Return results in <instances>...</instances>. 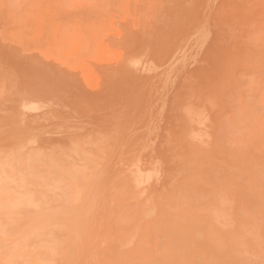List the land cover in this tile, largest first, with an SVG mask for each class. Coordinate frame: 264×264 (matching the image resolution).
<instances>
[{"label": "rangeland", "instance_id": "rangeland-1", "mask_svg": "<svg viewBox=\"0 0 264 264\" xmlns=\"http://www.w3.org/2000/svg\"><path fill=\"white\" fill-rule=\"evenodd\" d=\"M0 188V264H264V0H0Z\"/></svg>", "mask_w": 264, "mask_h": 264}, {"label": "bare ground", "instance_id": "bare-ground-1", "mask_svg": "<svg viewBox=\"0 0 264 264\" xmlns=\"http://www.w3.org/2000/svg\"><path fill=\"white\" fill-rule=\"evenodd\" d=\"M202 31V30H201ZM202 33V32H201ZM203 35V34H202ZM206 35V34H205ZM198 40H200V39H198ZM181 61V60H180ZM130 63H132V61L130 62ZM135 63V62H134ZM193 107V106H192ZM191 108V107H190ZM187 109V108H186ZM186 109H184V111L186 110ZM193 109V108H192ZM188 110V109H187ZM186 110V112H188ZM191 110V109H190ZM189 110V111H190ZM194 110V109H193ZM191 112H193L192 110H191ZM197 112V111H196ZM196 112H194L195 113V116H196ZM193 114V113H192ZM200 115V114H199ZM202 117V116H201ZM198 123V122H197ZM200 123V122H199ZM190 124V123H189ZM188 130V129H187ZM191 130H193L192 128H191ZM197 130H198V128H197ZM195 131V130H194ZM198 132V131H197ZM197 132H195V135H196V133ZM194 134V132L193 131H191L188 135H191V134ZM194 135V136H195ZM192 136V135H191ZM189 137V138H192V137ZM198 136V135H197ZM188 137V136H187ZM197 139V138H196ZM200 139H201V137H200ZM199 141V140H198ZM203 142V141H202ZM24 163V162H23ZM23 168V167H22ZM23 173V172H22ZM141 174H142V172H141ZM137 176H135V178H136ZM141 177H143V176H141ZM145 177V176H144ZM143 177V178H144ZM29 178V177H28ZM139 178H136V182L138 183L140 180H138ZM143 180V179H142ZM145 181V180H144ZM140 183V182H139ZM34 197V196H33ZM34 198H32L31 196H24V197H19V196H12V195H9V194H7L6 192H5V189L4 188H0V213H3V211L5 210V209H7L8 211L9 210H13V209H16V208H19L20 206H23V205H25V206H32L33 204H34V200H33ZM38 200H40V199H38ZM214 204V203H213ZM216 205H218V204H216ZM213 207V206H212ZM222 210V209H221ZM7 211V212H8ZM152 211H154V210H152ZM214 211V210H213ZM223 212H224V210H222ZM17 212V211H16ZM217 212V211H216ZM213 213V212H212ZM8 215H9V213H7ZM214 214V213H213ZM144 215V214H143ZM147 216H148V214H146ZM151 215H152V213H151ZM151 215H149V216H151ZM223 215V214H222ZM215 216V215H214ZM213 215H212V217L211 218H214L215 219V217H214ZM221 216V215H220ZM223 216H225V215H223ZM213 219V220H214ZM214 221H216V220H214ZM14 229V228H13ZM18 230V229H17ZM42 264V263H41Z\"/></svg>", "mask_w": 264, "mask_h": 264}]
</instances>
